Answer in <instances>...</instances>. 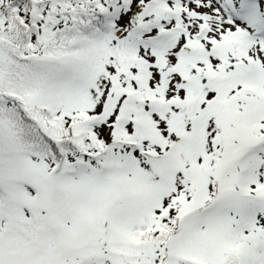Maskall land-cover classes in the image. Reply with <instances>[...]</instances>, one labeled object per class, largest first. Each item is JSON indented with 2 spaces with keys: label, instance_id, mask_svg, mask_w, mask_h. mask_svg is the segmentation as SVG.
Instances as JSON below:
<instances>
[{
  "label": "snow or ice",
  "instance_id": "6c2138e0",
  "mask_svg": "<svg viewBox=\"0 0 264 264\" xmlns=\"http://www.w3.org/2000/svg\"><path fill=\"white\" fill-rule=\"evenodd\" d=\"M0 264H264V0H0Z\"/></svg>",
  "mask_w": 264,
  "mask_h": 264
}]
</instances>
